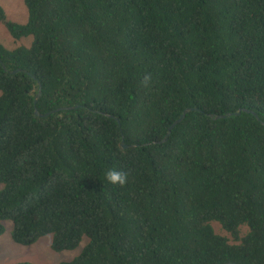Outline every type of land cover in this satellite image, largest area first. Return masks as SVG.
Here are the masks:
<instances>
[{"label": "trees", "instance_id": "trees-1", "mask_svg": "<svg viewBox=\"0 0 264 264\" xmlns=\"http://www.w3.org/2000/svg\"><path fill=\"white\" fill-rule=\"evenodd\" d=\"M25 6L18 24L0 5L33 38L0 43V237L11 222L23 247L88 240L60 264H264V0ZM244 109L259 119L210 117Z\"/></svg>", "mask_w": 264, "mask_h": 264}, {"label": "rangeland", "instance_id": "rangeland-1", "mask_svg": "<svg viewBox=\"0 0 264 264\" xmlns=\"http://www.w3.org/2000/svg\"><path fill=\"white\" fill-rule=\"evenodd\" d=\"M0 5L6 11L10 20L18 24H26L28 21V11L25 6V0H0ZM33 38H23L15 40L0 24V43L8 50H15L19 47H30ZM5 233L0 237V264H60L63 262L72 261L80 255L88 240L84 239L78 249L71 252L56 253L51 249L52 236H46L40 239L35 245L23 247L16 244L12 239L13 224L4 222ZM213 228L216 234L226 237L231 243L235 241L231 236L223 230L220 224L213 223ZM242 236L248 233L247 227H242Z\"/></svg>", "mask_w": 264, "mask_h": 264}, {"label": "water", "instance_id": "water-1", "mask_svg": "<svg viewBox=\"0 0 264 264\" xmlns=\"http://www.w3.org/2000/svg\"><path fill=\"white\" fill-rule=\"evenodd\" d=\"M0 63H2V62L0 61ZM4 69L6 70L5 67H4ZM20 71H21V70H16V71H11V72H9V73H10L11 75H14V74H17V73L20 72ZM40 97H41V90H40V92H39L37 98L35 99V105H37V103H38ZM77 108H78V107L62 108V109L55 110V111H53V112H51V113L44 114V115L39 114V112L36 111L35 114H36V116H38V117H40V118H46V117L50 116L51 114H53V113H57V112H59V111H63V110H75V109H77ZM197 110H198V109H196V108H189V109H186V110L182 113V115L180 116V118H179L178 120H176V121L170 126V128L168 129V133H167L166 137H165L162 141H160V142H154V144L162 145V144H164V143H167L168 140H169V137H170V135H171V133H172V131L174 130V128H175L176 126H178L179 124H181V123L185 120L186 116H187L189 113H192V112L197 111ZM242 112H246V113H249V114H253L257 119H259L258 115H257L254 111L247 110V109L240 110V111L237 112V113H230V114H227V115H219V116H213V115H210V117L214 118L215 120H222V119H228V118H230V117H234V116H240ZM109 117H112V116L109 115ZM122 145H123V148H124V149H128V146H127V145L125 144V142H124V138H123V141H122Z\"/></svg>", "mask_w": 264, "mask_h": 264}, {"label": "clouds", "instance_id": "clouds-1", "mask_svg": "<svg viewBox=\"0 0 264 264\" xmlns=\"http://www.w3.org/2000/svg\"><path fill=\"white\" fill-rule=\"evenodd\" d=\"M106 179L112 184L124 185L127 182V174L117 170H109Z\"/></svg>", "mask_w": 264, "mask_h": 264}]
</instances>
